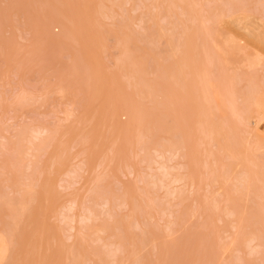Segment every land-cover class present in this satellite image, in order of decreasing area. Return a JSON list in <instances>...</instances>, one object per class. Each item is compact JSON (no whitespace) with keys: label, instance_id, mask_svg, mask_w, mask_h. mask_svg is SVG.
Listing matches in <instances>:
<instances>
[{"label":"rangeland","instance_id":"obj_1","mask_svg":"<svg viewBox=\"0 0 264 264\" xmlns=\"http://www.w3.org/2000/svg\"><path fill=\"white\" fill-rule=\"evenodd\" d=\"M259 3L0 0V264H264Z\"/></svg>","mask_w":264,"mask_h":264},{"label":"bare ground","instance_id":"obj_2","mask_svg":"<svg viewBox=\"0 0 264 264\" xmlns=\"http://www.w3.org/2000/svg\"><path fill=\"white\" fill-rule=\"evenodd\" d=\"M216 3V2H215ZM261 3V6H262V3L263 2H260ZM260 3H259V7H261L260 6ZM226 4V3H225ZM227 5L228 6H230L228 3H227ZM264 5V4H263ZM262 9L260 10H258V11H261L262 12V10H263V7H261ZM230 9H231V7H230ZM241 9H243V7L241 8ZM227 10V9H226ZM255 10V9H254ZM185 11V10H184ZM247 11H249V10H247ZM255 11H257V10H255ZM264 11V10H263ZM228 13V12H227ZM229 13H230V11H229ZM226 14V13H225ZM259 14H262V13H259ZM264 14V13H263ZM227 15V14H226ZM263 17H264V15H263ZM262 17V18H263ZM212 23H213V21H212ZM215 23V22H214ZM234 38V37H233ZM226 41V40H225ZM255 55V54H254ZM264 57V56H263ZM253 58V57H252ZM260 59V58H259ZM261 60V59H260ZM259 62V61H258ZM248 63V62H247ZM257 64V63H256ZM259 64V63H258ZM257 64V65H258ZM260 65V64H259ZM247 66V65H246ZM263 66H264V64H263ZM239 76V75H238ZM239 80V79H238ZM240 82V81H239ZM250 84V83H249ZM264 87V86H263ZM234 89V88H233ZM253 91V90H252ZM262 93V92H261ZM249 95V94H248ZM230 96H231V94H230ZM263 96V95H262ZM255 97H257V96H255ZM239 98V97H238ZM262 99V98H261ZM249 100V99H248ZM256 101H254V103H255ZM260 102H262V100L261 101H259V103ZM263 104V103H262ZM256 105V104H255ZM258 105V104H257ZM235 106V105H234ZM259 107H260V109H262V107L264 108V104L263 105H259ZM259 110V109H258ZM246 111V110H245ZM261 112V111H260ZM239 114V113H238ZM260 117H258V119H257V121H261L262 120V117H263V115H261V113L260 114H258ZM262 116V117H261ZM244 120V119H243ZM246 121H247V119H246ZM249 121V120H248ZM257 123V122H256ZM259 123V122H258ZM247 124H248V122H247ZM248 128V127H247ZM256 130H258V129H256ZM254 131V130H253ZM259 132H260V134L262 135L263 133H261V131L259 130ZM249 133V132H248ZM258 132L256 131V134H257ZM251 133H249V135H250ZM257 135H259V134H257ZM264 135V134H263ZM147 143V142H146ZM173 144V143H172ZM173 146V145H172ZM12 157V156H11ZM108 192V191H107ZM103 194V193H102ZM259 195V194H258ZM263 195V194H262ZM135 202H136V200H135ZM138 207V206H137ZM145 207V206H144ZM135 211V210H134ZM4 235H5V233H4ZM1 237V236H0ZM2 239V238H1ZM4 239V238H3ZM146 240V239H145ZM5 241V240H4ZM142 241V240H141ZM2 242V241H1ZM142 244V243H141ZM134 254V253H133ZM135 256V255H134Z\"/></svg>","mask_w":264,"mask_h":264}]
</instances>
